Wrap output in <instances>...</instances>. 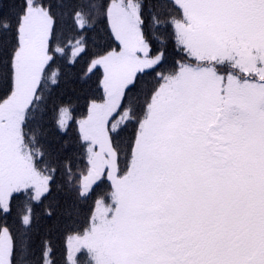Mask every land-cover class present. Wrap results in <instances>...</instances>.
<instances>
[{
  "label": "snow or ice",
  "instance_id": "obj_1",
  "mask_svg": "<svg viewBox=\"0 0 264 264\" xmlns=\"http://www.w3.org/2000/svg\"><path fill=\"white\" fill-rule=\"evenodd\" d=\"M0 264H264V0H0Z\"/></svg>",
  "mask_w": 264,
  "mask_h": 264
}]
</instances>
